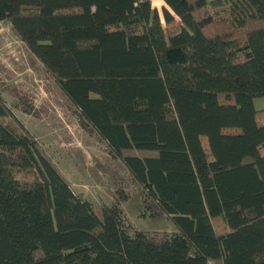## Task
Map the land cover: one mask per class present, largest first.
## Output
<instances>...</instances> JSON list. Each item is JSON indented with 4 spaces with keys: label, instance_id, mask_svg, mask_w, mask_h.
I'll return each mask as SVG.
<instances>
[{
    "label": "trees",
    "instance_id": "1",
    "mask_svg": "<svg viewBox=\"0 0 264 264\" xmlns=\"http://www.w3.org/2000/svg\"><path fill=\"white\" fill-rule=\"evenodd\" d=\"M0 0L172 233L79 199L0 97V264H264V0ZM153 215V214H152Z\"/></svg>",
    "mask_w": 264,
    "mask_h": 264
},
{
    "label": "rangeland",
    "instance_id": "2",
    "mask_svg": "<svg viewBox=\"0 0 264 264\" xmlns=\"http://www.w3.org/2000/svg\"><path fill=\"white\" fill-rule=\"evenodd\" d=\"M161 16V0H151ZM0 97L9 111L44 149L79 199L87 200L97 216L114 201L120 188L128 201L121 204L130 230L149 235L175 231L171 220L145 200L140 186L130 181L122 164L110 158L107 147L90 127L77 120L42 65L28 52L8 22H0ZM264 114V99L253 102ZM153 214V215H152Z\"/></svg>",
    "mask_w": 264,
    "mask_h": 264
},
{
    "label": "built area",
    "instance_id": "3",
    "mask_svg": "<svg viewBox=\"0 0 264 264\" xmlns=\"http://www.w3.org/2000/svg\"><path fill=\"white\" fill-rule=\"evenodd\" d=\"M162 1V0H161Z\"/></svg>",
    "mask_w": 264,
    "mask_h": 264
}]
</instances>
